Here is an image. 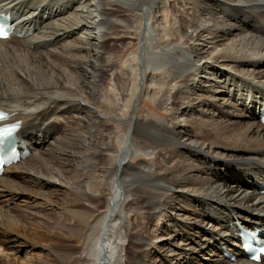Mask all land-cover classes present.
Returning <instances> with one entry per match:
<instances>
[{"label": "bare ground", "instance_id": "6f19581e", "mask_svg": "<svg viewBox=\"0 0 264 264\" xmlns=\"http://www.w3.org/2000/svg\"><path fill=\"white\" fill-rule=\"evenodd\" d=\"M0 9L19 27L0 39V108L30 148L0 176V233L29 252L10 258L0 237V264H39L33 248L50 251L47 264H264L234 238L238 224L264 228V0ZM115 41L140 47L122 67ZM108 80L116 87L105 92ZM155 84L163 93L146 90ZM144 92L160 108L171 97L170 114L139 118ZM136 153L154 159L130 161ZM19 196L24 205L6 207ZM61 231L73 244L54 250L46 236L57 245Z\"/></svg>", "mask_w": 264, "mask_h": 264}, {"label": "rangeland", "instance_id": "374dc122", "mask_svg": "<svg viewBox=\"0 0 264 264\" xmlns=\"http://www.w3.org/2000/svg\"><path fill=\"white\" fill-rule=\"evenodd\" d=\"M175 15L179 17V12H176ZM153 45H154V43H153ZM114 47L116 49H120L121 50L120 57H119V60H118L119 62H117L118 65L121 66V67H122L123 63L125 62V60H126L128 55H132V53H134L138 49H140V47H139L138 43H136V41H134V42L132 41V42H130V44L129 43L125 44V41H115L114 42ZM160 72H162V71H160ZM156 73L159 74L158 71L155 72L154 74L157 75ZM107 82H106L104 91L105 92L106 91L109 92V91L115 90V87H116L115 85L116 84L114 85V82L112 80H108ZM149 89L150 90L153 89L156 92L158 90H161V93H163V91L165 90V87L163 88V86L161 87L158 84H155V85H150L148 88H146V90H149ZM171 101H172V98L170 97V100H168L169 105H167L166 108H160L157 105V100L149 98L148 96L145 95V92H144L143 95L141 96V101H140L139 106L137 108L138 116H139V118L145 117V118H153V119H158L159 117H165L168 114H170V112L172 111L173 106L171 104ZM115 133H116V136L119 137L121 134H123V130L120 127L115 126ZM106 142H107V140L105 139V143ZM137 153H139V152H137ZM137 153L134 156L131 157L130 161L137 162V161H139L141 159H145L148 162H152V160L154 159V158L152 159V157H150V156L149 157H145V156H141V155H139ZM100 167L101 168H99V176L102 179H104L105 178V176H104L105 172H104L103 169L104 168L106 169V165L105 166L103 165V166H100ZM106 187L107 186H102V188H101L102 190H100L101 194H102V192L104 190V192H103L105 194L104 198L106 197V195H108L109 190H110L108 187L107 188ZM102 199H103V197H102ZM22 202H23V199H22V197L19 196V197H16L14 200L10 201L8 204H6V207L15 206V205H18V204H23ZM105 202L106 201H104V200L101 201V203H100L101 205L99 204V207H101L102 209L104 207H106ZM26 205H25V208L28 207L27 209H29V213H33V212H30V211H33V210L36 211L31 205H29V204H26ZM27 221H28V223H29V221L32 222L29 219ZM156 221L157 220H154V223L152 224V226L155 224ZM58 227H60V226H58ZM65 232L66 231H61V235L59 234V235L54 236L55 237L54 238L55 241H57L56 243H58L57 245H54L53 241H51L48 236H46V242L48 243L49 246L53 247L54 250H59V251L65 250L69 246V244L70 245L73 244L72 237L70 236V234H67L68 232H66V233ZM0 237H1L2 241L4 239L7 240V242L4 243V246L10 247L11 250H8L9 251L8 255L11 254L9 256L10 258L11 257L13 258L15 256H18L19 258H21V257H23L25 255L24 254L25 250H27L29 252V249H27V245L24 244L23 242L21 243L19 239L18 240L14 239L16 237L11 235L10 233H9V236L8 235L5 236V235H2L0 233ZM1 239H0V242H1ZM46 242H45V244H47ZM154 245L155 244H152L150 247H148V250H147L146 254H148V252H150L151 250H153V252L157 250V247L155 248ZM11 252L14 255H12ZM48 252H50V251H48V250L46 251L45 249H41L40 250L39 248H33V253H34L33 256H34L35 260L37 261V263H39V264H47V263H50V262L53 263L52 259H53L54 256L53 255H49ZM13 261L14 260H11L12 263H13ZM208 261H209V258L204 259V262H208ZM15 264H18V262L16 261Z\"/></svg>", "mask_w": 264, "mask_h": 264}, {"label": "snow or ice", "instance_id": "6c2138e0", "mask_svg": "<svg viewBox=\"0 0 264 264\" xmlns=\"http://www.w3.org/2000/svg\"><path fill=\"white\" fill-rule=\"evenodd\" d=\"M259 253H264V247L260 248ZM253 260H259L260 259V254L252 255L251 257Z\"/></svg>", "mask_w": 264, "mask_h": 264}]
</instances>
